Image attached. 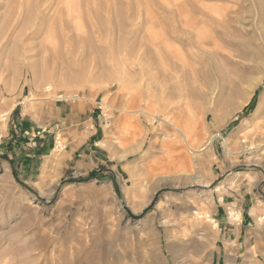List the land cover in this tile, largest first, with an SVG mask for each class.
<instances>
[{
	"label": "rangeland",
	"instance_id": "1",
	"mask_svg": "<svg viewBox=\"0 0 264 264\" xmlns=\"http://www.w3.org/2000/svg\"><path fill=\"white\" fill-rule=\"evenodd\" d=\"M4 1L0 264H264V0Z\"/></svg>",
	"mask_w": 264,
	"mask_h": 264
},
{
	"label": "bare ground",
	"instance_id": "2",
	"mask_svg": "<svg viewBox=\"0 0 264 264\" xmlns=\"http://www.w3.org/2000/svg\"><path fill=\"white\" fill-rule=\"evenodd\" d=\"M64 1L65 0H55V3H56V11H59V9H61L60 8V6L61 5H63L64 4ZM48 2H51V0H7V1H4V7H7L8 8V6L9 5H12V8H11V10H10V12H9V15H8V17H7V19H6V17H5V20H4V22L2 23V27H4L5 29H8V31L9 30H12V28H14V24L17 22V20L20 18V20H21V24H20V28H19V30L21 31V30H24L25 31V29H27L28 28V26H27V24L29 25L30 23H28L30 20H31V16H32V10H33V12L35 13L36 11H34V10H36V9H39V8H41L42 6H45L46 5V3H48ZM75 3H76V5L78 6L79 5V3H80V0H76L75 1ZM50 7V6H49ZM47 8H48V6H47ZM47 10V9H46ZM45 10V11H46ZM49 10V9H48ZM179 10V9H178ZM44 11V12H45ZM37 13V12H36ZM232 15V14H231ZM19 20V21H20ZM18 21V22H19ZM32 21H33V19H32ZM59 21H60V24H61V26L62 25H64V23L66 22V20L64 19V17H62V16H59ZM34 24V23H33ZM16 25V24H15ZM31 25V24H30ZM222 27V26H221ZM30 28V27H29ZM65 28V27H64ZM18 31V30H17ZM204 43H213V44H216V41H214V40H212V39H209L208 41H206V42H203V41H201V40H198V43H197V51H202V52H204V51H206V46H205V44ZM261 81H262V79H260V80H258L256 83H254V86L253 87H256L257 86V84H259V83H261ZM49 86V85H48ZM47 87V86H46ZM48 88V87H47ZM254 89V88H253ZM253 89H252V91H253ZM59 99H63V98H61V97H58ZM66 98H68V99H76V97L75 96H73V97H66ZM56 99V98H55ZM58 99V100H59ZM248 100H249V98H246V99H244V101H243V104L245 105V104H247V102H248ZM24 103V102H23ZM165 103H167L166 102V99L165 98H163L162 97V104H165ZM210 110V109H209ZM122 111V110H121ZM123 112V111H122ZM124 112H130V114L132 113L133 114V112H131V111H124ZM139 112H141V113H143V114H146V115H150L151 116V114L150 113H148V112H145V111H139ZM10 113V112H9ZM134 114H135V112H134ZM6 115V114H5ZM4 114L3 115H0V119H2L3 120V118H4V116H5ZM154 117V116H153ZM158 118V117H157ZM159 119V121H161L162 123H165V124H167L169 127H172L173 129H175L176 131H177V133L179 134V136H180V138H182V140L184 141V143L185 142H187V137H186V135H185V132H184V130H180L178 127H176V124H173V123H171V122H168V121H166L165 119H164V116L163 117H159L158 118ZM253 119L254 120H257V121H262L263 123H264V99L259 103V107L257 108V111H256V113L254 114V116H253ZM259 123L257 122V124L256 125H258ZM259 126V125H258ZM254 128H255V126H254ZM257 129V128H256ZM260 131V130H259ZM254 132H255V130H254ZM256 134V133H255ZM258 134V133H257ZM256 134V135H257ZM261 134V133H260ZM263 134V133H262ZM259 135V134H258ZM264 136V135H263ZM246 138V137H245ZM245 138L243 137V139H241V140H243V141H241V143L242 144H245V142H247V141H245ZM248 140V139H247ZM211 142V138L209 139V141L206 143V145L204 146V147H199V148H192V147H190V146H187L188 147V150H189V153L191 154V155H195L196 156V154H199L200 152H202L203 150H205V148H207L206 146H208L209 145V143ZM240 143V144H241ZM186 145H188V144H186ZM224 149H225V152H226V154L227 155H234V154H236L237 152L236 151H234L232 148H230V146L227 144V142H224ZM260 151V149H257L255 146H252V143L249 145V148H246V149H242V152H249L250 154L251 153H254V152H259ZM261 153H264V151H262Z\"/></svg>",
	"mask_w": 264,
	"mask_h": 264
},
{
	"label": "crops",
	"instance_id": "3",
	"mask_svg": "<svg viewBox=\"0 0 264 264\" xmlns=\"http://www.w3.org/2000/svg\"><path fill=\"white\" fill-rule=\"evenodd\" d=\"M14 114L16 115V110H15L14 112H11V111H10V113L8 112L6 120L8 121V120L10 119L11 115L14 116ZM15 117H16V118H15V122L17 121V123H15V124H17V126L24 127V128H23L24 130L27 129V130H25V131H28L27 134H28V136H29V132L31 133V129H32V128L30 127V124L26 125L27 122H28V120H27L26 123H25V121H23L22 118L17 117V116H15ZM19 118H20V119H19ZM12 123H13V122H12ZM31 135L34 136V132L31 133ZM31 135H30V136H31ZM53 147H55V146H53ZM24 163H25V159H24L23 157L19 158L18 161H17V165L19 164L20 166H22ZM32 169H36L35 166H32V167H31V170H32ZM19 172H20V171H19ZM21 173H23V171H21ZM33 177H34L33 175H29V179H30V180H31ZM220 206H223V207L225 208L224 203H221ZM241 211H242V210H241ZM239 214H240L239 219L242 220V215H241L240 212H239ZM241 223H242V221H241ZM239 229H240V228H239ZM235 237H237V235H236ZM247 240H248V238H247ZM224 248H225V254H227V256H226L227 258L230 257V254H236V252L239 251V249H237V250H233L231 247H229V243H224ZM230 258H231V257H230ZM230 258H229V259H230ZM230 263L232 264V262H229V264H230ZM234 264H235V263H234Z\"/></svg>",
	"mask_w": 264,
	"mask_h": 264
},
{
	"label": "trees",
	"instance_id": "4",
	"mask_svg": "<svg viewBox=\"0 0 264 264\" xmlns=\"http://www.w3.org/2000/svg\"><path fill=\"white\" fill-rule=\"evenodd\" d=\"M96 176V173H90L89 175H88V177L86 178V179H91V178H94Z\"/></svg>",
	"mask_w": 264,
	"mask_h": 264
},
{
	"label": "water",
	"instance_id": "5",
	"mask_svg": "<svg viewBox=\"0 0 264 264\" xmlns=\"http://www.w3.org/2000/svg\"><path fill=\"white\" fill-rule=\"evenodd\" d=\"M125 208V210L130 214V212H129V210L126 208V207H124ZM131 215V214H130Z\"/></svg>",
	"mask_w": 264,
	"mask_h": 264
}]
</instances>
